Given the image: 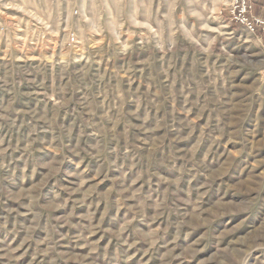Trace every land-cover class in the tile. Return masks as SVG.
<instances>
[{"label":"rangeland","instance_id":"obj_1","mask_svg":"<svg viewBox=\"0 0 264 264\" xmlns=\"http://www.w3.org/2000/svg\"><path fill=\"white\" fill-rule=\"evenodd\" d=\"M228 5L0 0V264H264V48Z\"/></svg>","mask_w":264,"mask_h":264},{"label":"built area","instance_id":"obj_2","mask_svg":"<svg viewBox=\"0 0 264 264\" xmlns=\"http://www.w3.org/2000/svg\"><path fill=\"white\" fill-rule=\"evenodd\" d=\"M230 20L256 36L264 48V16L254 12L253 0H228ZM73 41V39H71Z\"/></svg>","mask_w":264,"mask_h":264},{"label":"trees","instance_id":"obj_3","mask_svg":"<svg viewBox=\"0 0 264 264\" xmlns=\"http://www.w3.org/2000/svg\"><path fill=\"white\" fill-rule=\"evenodd\" d=\"M256 4L258 5V6H256ZM255 4V6H256V9L254 8V12L256 13V14H258L259 13V9H260V7H259V3H256Z\"/></svg>","mask_w":264,"mask_h":264},{"label":"crops","instance_id":"obj_4","mask_svg":"<svg viewBox=\"0 0 264 264\" xmlns=\"http://www.w3.org/2000/svg\"><path fill=\"white\" fill-rule=\"evenodd\" d=\"M261 15V14H260ZM262 16V15H261Z\"/></svg>","mask_w":264,"mask_h":264}]
</instances>
